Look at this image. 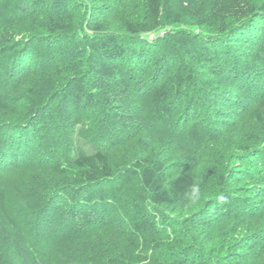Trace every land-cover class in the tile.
I'll return each instance as SVG.
<instances>
[{
  "label": "trees",
  "instance_id": "obj_1",
  "mask_svg": "<svg viewBox=\"0 0 264 264\" xmlns=\"http://www.w3.org/2000/svg\"><path fill=\"white\" fill-rule=\"evenodd\" d=\"M263 76L264 0H0V158L28 164L10 141L38 140L55 187L31 203L0 172V264H264L259 233L217 234L264 198L262 151L242 144L236 172L209 195L198 169L175 172L159 142L126 152L155 123L189 148L219 143L223 115L264 100L249 93ZM54 195L65 219L51 212ZM105 232L129 247L95 261Z\"/></svg>",
  "mask_w": 264,
  "mask_h": 264
},
{
  "label": "rangeland",
  "instance_id": "obj_2",
  "mask_svg": "<svg viewBox=\"0 0 264 264\" xmlns=\"http://www.w3.org/2000/svg\"><path fill=\"white\" fill-rule=\"evenodd\" d=\"M167 30L168 28H159L157 31L142 34L139 36V40L142 42L154 41L160 36L164 35ZM234 43L241 44L238 38H235ZM262 79L263 80L256 78L254 85L257 86H251V88H249V93L252 94V92L256 91V88H258V91H260L259 89H261V91L264 90V76ZM235 94H240V92L236 90ZM262 94H264V92H262ZM253 101L243 99V101H240V103L244 105L247 104V108L236 109V111L226 113L220 118L219 122L222 125V134L224 137H222L219 143L213 141L209 145H198L196 146L198 148L195 146L194 148H189L185 146L180 140H177L175 136L171 134V131H167L166 126L155 123L146 130L142 129L140 134L137 135L138 141L136 142V145L128 147L129 149H127L126 152L130 156L133 154L137 155V152L142 154L147 145L150 149L157 145V142H159L158 146H161V149H170L172 152H174L173 155L176 154V159L173 161L174 163L172 165L175 172H192L195 168L198 169L200 179L206 180V184H204L207 186L206 192L209 195L212 191L211 189H213L211 186L217 185L218 175L220 173L224 171L226 174H229V177H231L236 172V170H234L233 162L239 154L243 153L241 151L242 148L240 147L242 144L251 145L252 153L256 151H262L264 153V100L260 98L259 101ZM50 121L51 119L48 118L43 122L41 121L40 123L46 124L45 128H48V126H50L52 123ZM165 132H167L170 136L169 142H163L160 140L161 137L168 138L165 136ZM256 134L258 136H255ZM98 135L97 137H99ZM111 135L112 133H105L104 139L107 141L108 138H114ZM175 135L179 136L180 133H175ZM255 137H259L261 140ZM10 142H15V152L16 150L23 151L21 156L24 157V161H31L26 164L21 162L22 160H16V158L19 159L18 156L20 155L15 154L10 157L3 156L0 158V165H3V170L0 171L3 177L1 181H3L6 186H8V188H10L14 197H17L18 192H20L21 195H18V197L20 199L24 197L31 203L46 201L48 196L52 195V193L54 194L52 189L55 187L53 183L48 185V182L51 183V180L49 179L50 176L46 174L47 168L44 166L47 162H45L43 155H41L40 151H38V140L34 141L33 145H30L29 142H26V144H21L19 137L15 135L13 136V140ZM28 145L30 146L28 147ZM121 148L124 150L126 146ZM253 162L256 161L253 160ZM15 163L19 164L16 165ZM31 164H33V166H31ZM236 167H238L237 164ZM250 180L254 185L261 183L256 179V175H252ZM47 185L49 187H47ZM202 193H205L204 190ZM208 195L205 194L202 196L203 201L210 197ZM55 196L56 195L52 197V206L50 207L51 212L52 214H58V216L60 214V218L65 219L64 213L60 211L61 207L58 206L60 197ZM251 201H253V204L256 206L253 208L251 207L254 210V213L244 215V217H236L234 219L229 218L226 221L221 222L218 225V236L222 237V235L229 233L231 230H239L237 235L238 238H242V236H247L248 234H251L250 236H255L256 233H259L263 236L262 242L264 243V198L261 199L259 197L252 199ZM242 210H244V208H242ZM53 220L54 219L52 218L48 220L50 227L56 224ZM125 226L126 225L124 221L122 225L117 224L115 227L118 230H120L122 227L123 232ZM254 232H256L255 235H253ZM100 235H103L102 244H104L106 252L103 253V250L99 249L97 253L103 254L102 257L100 255H96L97 259H95V261H98L99 259L103 261L105 259V261H107L110 255L114 256L115 254L122 253L123 251L127 252L126 248L129 247L130 241L128 242V240L125 239L124 242L121 239L122 235H119L117 232H105L101 233ZM262 242L260 247L262 246ZM249 252L251 257H253L254 254L252 251ZM251 260L253 261H250L248 264H256L254 258H251Z\"/></svg>",
  "mask_w": 264,
  "mask_h": 264
}]
</instances>
